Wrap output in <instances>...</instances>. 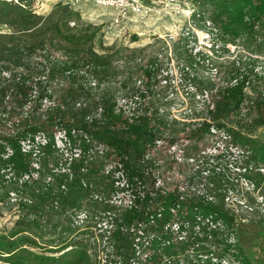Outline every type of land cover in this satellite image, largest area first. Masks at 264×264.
I'll use <instances>...</instances> for the list:
<instances>
[{"label":"trees","instance_id":"trees-1","mask_svg":"<svg viewBox=\"0 0 264 264\" xmlns=\"http://www.w3.org/2000/svg\"><path fill=\"white\" fill-rule=\"evenodd\" d=\"M17 1L0 0V28L9 29V32L0 34V117H6L7 121H10V129L6 130L0 126V186L9 196L10 183L6 181L7 174L3 173L9 168L18 176L28 173L35 161H38L40 167L47 168L50 157L59 150L56 132H65L68 137L66 147L70 148L68 151L79 148L82 157L78 162L71 161L69 174H54L53 170L49 169L52 182L48 185L45 181L49 175L44 178L41 175L31 186L25 184L22 187H31L32 195L37 199L33 206L22 204V213L14 228L8 234L0 235V261L1 264H93L87 246L78 242L65 244L68 232L71 234L72 230L61 232L64 241L62 244L65 245L57 248L64 252L59 258L38 255L28 247L38 245L35 235L44 237L50 218L59 216L62 219L63 213L67 217L66 209L69 207L73 213L85 210L93 215L114 211V208L107 205L87 201L94 192L108 198L118 191L111 178L104 174L105 166L113 158L123 163L130 181H150L140 164L144 149L149 144L163 139L169 121L178 123L169 112L175 96L171 101L167 97L171 90V85L168 84L170 70L167 68L172 61L169 57L170 46L166 41L162 42L166 47L158 49L149 59L145 57V50H141V53L131 51L133 58L129 60L123 54L126 50L113 52L112 48L110 53L99 54L96 45L102 28L84 23L80 12L70 5L59 3L48 15H41L32 8L34 0ZM194 1L199 6V9L195 10V19L196 16L203 18L206 12L204 10L214 7L212 20L221 25V31L230 36L231 42L248 33L253 34L257 26L264 25V0ZM198 54L200 53L179 58L183 62L182 76L192 75L196 81L199 80L198 76L188 72L197 65V60L203 55L197 56ZM55 55L58 58L54 59ZM121 59L126 62L120 66L124 74L120 83L121 90L117 94L123 96L121 99L143 101L145 105L141 106L142 102H139L136 108L129 112L124 109L117 112L120 98L117 95L114 98L107 96L99 80L114 78L113 65ZM203 59L206 57L203 56ZM132 61L140 63L134 66ZM213 67L218 74V66ZM163 73H167V76H162ZM161 76L166 83L163 90H160L157 81ZM227 76L223 83L225 86L221 90L211 80H200L199 85L192 84V92L187 93L191 95V104L188 105L186 116L203 120V123L194 127V131L203 138L215 131L233 140L237 147L234 145L232 148L241 152L252 148L264 169V143L245 136L243 131L239 130H244L245 120L249 122L247 126L264 127V89L255 88L251 75L241 74L235 65L229 68ZM57 77H66L83 93L88 92L89 97H94L93 106L82 100L73 103V110L69 109V104H57L47 107L41 113L46 107L45 103L52 104L56 101L54 91L44 83L59 81ZM136 77L140 79L138 82ZM248 89H252L253 94L250 95ZM162 93L166 97L161 98ZM158 99L167 101L163 110L153 104L154 100ZM200 101L204 103L201 106ZM67 103H70L69 100ZM245 104H249L251 108L258 107L254 119L250 118V112L245 113L246 110H243ZM28 107L30 110L26 113L25 109ZM99 109L102 110L100 118L96 117ZM242 110L246 119H241L237 127L230 126V119L237 114L240 116ZM68 113L73 115L70 116V121L65 120ZM40 135L45 137L44 145L37 144L36 138ZM24 141L31 144L27 151H23ZM94 143L104 145L107 153L104 156L95 154L90 157ZM7 149L13 153L9 158H5ZM36 150L39 151L36 156L39 157L38 160L34 156ZM212 179L217 189H220L222 181L213 177ZM63 185H66V190L61 189ZM18 186L20 188V185ZM154 192V188L149 187L141 210L126 211L115 220L117 226L143 222L146 233L153 234L151 245L154 254L150 256V264H161L165 257H179L177 252H170L178 251V248L188 251L193 247L198 254L203 248L206 250L202 247L204 238L210 237V234L216 236L215 231L206 230L200 235L192 233L187 242H172L173 244L163 247V240L169 238L165 227L173 220H193L199 215H213L217 217L215 221L221 220L226 226L234 224V220L225 214L220 206L205 204L196 199L181 201L176 191L166 195L160 191L153 194ZM224 205L223 199L221 206ZM70 226H73L72 223ZM114 237L118 245L130 246L129 238L120 232ZM68 248L71 249L66 251ZM44 250L47 251L46 248ZM226 250L229 255L233 254L231 257L239 264H252L245 259L239 246L229 243L228 240ZM197 254L193 253V259L186 263L199 264L193 263L196 260L193 255L198 258ZM237 254L240 257H237ZM206 255L209 256L210 253L207 252ZM207 260L206 264H215L211 259Z\"/></svg>","mask_w":264,"mask_h":264},{"label":"rangeland","instance_id":"rangeland-1","mask_svg":"<svg viewBox=\"0 0 264 264\" xmlns=\"http://www.w3.org/2000/svg\"><path fill=\"white\" fill-rule=\"evenodd\" d=\"M59 3L66 4L67 0H52L48 3L34 0L32 8L38 14L48 15ZM144 3L153 8L151 14L141 19L142 21L138 23L125 20L118 26L113 25L116 20L113 14H111V10H101L91 3L81 4L75 8L80 12L84 23L102 28L96 45V50L99 54L110 53V49L112 48L113 52L126 50L123 54L129 60L133 58L130 53L131 51L139 53L141 50H145V57L149 59L158 49L166 47L162 42L166 41L169 43V57L172 61L167 68L170 70L168 77L170 81L168 84L171 85V90L167 97L171 101L173 100V96H175L169 112H171V117L173 116L178 123L169 121V125L166 127L167 132L163 133V139L167 141L168 145L166 144V146L175 145L180 153H182L181 149L185 151L186 157H195V166H190L186 163L185 166L183 164L180 165V172L186 178L189 175L191 184H194V187L198 185L199 179L198 174L195 175L197 160H199V165L203 164L210 172H214L211 179L213 177L217 181H222L221 188L215 194L217 198L215 205L217 207L220 206L221 210L234 220V224L227 226L221 220H217L220 223L218 229L210 231H215L216 236L210 234L211 237L204 238L202 247H205L207 251L204 248L198 254L196 253L197 251H194L197 254L196 256L202 255L198 256V258H195V255H193L194 259L206 261V258H209L215 264L220 261H222V264H239L234 257H231L233 254L229 255L226 250L228 240L229 243L236 244L237 247L239 246L246 260L252 264H264V169L260 165L262 162L252 151V148L247 149L248 151L245 152L232 148L231 146H234L235 142L224 134L212 131L209 136L206 135L203 138L194 131V127L197 124L203 123V120L191 119L186 116L189 109L188 105L191 104V95L187 94L188 92H192L191 85H199L200 80H211L221 90L225 86L223 83L228 78L229 68H233L234 65L237 69H240L241 74L249 73L251 75V81L254 82L253 86L255 88L258 90L264 89V25L257 26L253 34L248 33L238 38L235 42H231L230 36L221 31V25L212 20L215 13L214 7L206 8L203 18L196 16L197 18L195 19V13L192 12L196 8L199 9V6L194 0H176L174 4L168 5L165 0L153 2L145 0ZM5 32H9V29L0 28V34ZM197 53L203 55L197 60V65L188 72L198 76V81L192 78V75L182 76L183 62L179 59L186 55L195 56ZM203 56L206 57L205 60ZM55 58H58L57 55H55ZM125 62V59L115 61L113 65L115 68L114 78L112 77L110 80L99 79L103 84L102 88H104L105 94L112 98L117 95L120 98L118 102L121 104H123L121 101V97L123 96L117 93L121 90L120 83L124 74L120 66ZM132 63L135 66L140 61H132ZM213 66H218V74H216L215 67ZM80 76L82 77V75ZM162 76L166 77L167 73H163ZM162 76L157 78L160 90H163L166 85ZM58 79L59 81H52L53 83H44V85L52 88L56 101L52 104L49 102L45 103L46 107H44L41 113L47 107L57 104H69V109L73 110V103H79L82 100L86 101L89 106H93V102H95L94 97L91 95L89 97L88 92L83 93L66 77ZM135 80L138 82L140 79L136 77ZM200 87H202L201 84ZM156 89L158 90V88ZM251 90H247L250 95L253 94ZM215 92L214 94H216ZM163 93L161 94V98L162 96L166 97ZM68 100L70 103H67ZM139 102H142L141 106L144 105L143 101H135L133 105L139 104ZM166 103V100L158 99L154 100L153 104H157L163 110L165 108L163 105ZM203 104L200 101L199 105ZM133 105L131 103L124 108L127 111L131 110L130 108ZM29 110L30 108L28 107L25 109V112L27 113ZM243 110H246L245 113L247 111L250 112V118L254 119L258 107L257 109L255 106L251 108L249 104H245ZM243 110L240 116L237 114L230 119V126L237 127L241 119H246L245 113L242 114ZM70 116H73L72 113H68L65 120L70 121ZM7 120L6 117H0V126L6 128V130L10 129V121L8 122ZM248 124L249 122L245 120L243 124L244 130H239H242L245 136H249V138L259 143H264V127L254 128L253 125L247 126ZM58 143L56 142L59 150L54 156L50 157L48 167H41L43 178L50 175L49 169L53 170L52 173L54 174L63 173L65 164L70 162L71 153L67 151L70 148L64 147L62 143ZM27 145H30V143H27ZM36 146L37 144H35V148ZM235 146L237 147V145ZM25 148L29 149V147ZM78 161L76 160L75 162ZM165 161L169 162L167 158ZM17 184L16 182L8 184V190L12 192L19 189L22 197H31L33 198V202H35L37 198L32 195L33 190L31 187L23 189L21 185L19 188V184ZM28 186L31 185L29 184ZM192 192L193 189L190 190V193ZM9 196L6 195V190L0 186V235H6L11 231L22 213V204L12 203ZM223 199L225 200V205L221 206ZM32 204L26 205L31 206ZM71 209L70 207L66 209L67 217L63 213L64 217L62 219L59 216L47 219L49 226L44 231V237L35 235L38 245L28 248L38 255L44 254L52 258H59L64 253L59 251L61 249H57L59 246L62 247L65 244H70V242H78L87 246L89 249L88 254L93 264H104V261L98 258L103 249H100L98 252L97 248L91 244L92 237L94 236L92 228L95 222L89 220L88 223L82 226L77 225V218L75 215L73 216L74 213L71 212ZM216 218L213 217V220L215 221ZM71 223L72 227L70 226ZM63 230H72L71 234L68 232L69 237L67 235L65 244H62L64 242L61 236ZM131 248V243L130 246L127 244L125 247L118 245L116 254L124 256L122 258L125 261L130 255L132 256ZM69 249L71 248L66 249V251ZM192 250L193 247L188 251L179 248L178 251L170 250L171 253L177 252L179 257L167 258L169 260L187 262L193 259ZM104 251L103 255L109 254L106 250ZM207 252L210 255L205 257ZM237 257L240 256L237 254ZM109 259L115 264V258L109 256L107 260ZM161 264H169L168 259H163Z\"/></svg>","mask_w":264,"mask_h":264},{"label":"built area","instance_id":"built-area-1","mask_svg":"<svg viewBox=\"0 0 264 264\" xmlns=\"http://www.w3.org/2000/svg\"><path fill=\"white\" fill-rule=\"evenodd\" d=\"M18 2L17 0H15ZM44 3H48L52 0H41ZM145 0H67L66 5H70L74 10L75 7L81 4L91 3L95 7L101 10H111L113 16L115 17V22L113 25H120L121 22L130 21L133 23H138L142 21L141 19L145 18L153 12V8L149 7L144 3ZM167 5L174 4L176 0H165ZM78 11V10H76ZM195 13V10L194 12ZM74 26V23L71 24ZM123 104L118 102L117 112H121L122 109L126 110L124 107L134 103V101H127L122 99ZM137 104H134L131 109L134 110ZM127 111V110H126ZM128 110L127 112H129ZM96 117L100 118L102 110L99 109ZM75 135V133H74ZM87 138V137H86ZM37 144H45V137L40 135L36 138ZM56 142L62 143L66 147L68 142V137L65 132L59 131L56 134ZM29 141L22 142L23 151H27L25 147H29ZM58 143V144H59ZM167 141L164 139L157 141L155 144H149L144 149V154L140 159V164L144 168L145 174L147 177H150V181H139L134 180L130 181L126 175L123 163H121L116 158H113L104 168V174L111 178L115 184V188L118 190L115 194L113 193L110 197H106L100 193H92L87 201L89 202H98L103 205H107L110 208H114V211L100 212L98 214H90L88 211L82 210L80 212H75L77 220L76 223L79 226L88 223L89 220H93L95 225L92 228V237L91 244L97 248L98 252L100 249L103 251L100 253L99 257L104 264H113L111 260H107L109 256L116 259L115 264H150V256L154 254L152 249L151 242L154 238L153 234H148L145 231L143 222H137L134 224H119L115 222L116 218L121 216L126 211L132 210H141L143 207L144 199L146 198L149 187H153L155 192L160 191L162 194L166 195L169 192H177L181 201H186L189 199H196L205 204H215L217 203V198L215 194L219 191L216 187V184L212 182L211 176L214 172L204 166L203 164L199 165V160H197V169L195 175L198 174V185L194 187V184H191L189 175L187 178L183 176L180 172V165H194L195 166V157L190 156L186 157L185 151L181 149L182 153L177 150V146H166ZM168 145V144H167ZM28 149V150H29ZM68 151V150H67ZM39 153L36 150L34 156H37ZM71 158L70 162L66 167L63 168L64 173H70L71 161L80 160L82 157V151L79 148L73 149L70 151ZM107 153V148L99 143H94L93 150L90 152V157H93L95 154L99 156H104ZM12 151L7 149L5 158H9L12 155ZM169 161L166 162L165 160ZM36 160L38 158L36 157ZM186 163V164H185ZM170 166V167H169ZM3 173H6V181L8 183L16 182L22 187L25 184H33L38 181L41 176V167L38 161L33 163L31 170L21 176H17L9 168L4 170ZM52 182V177L49 175L46 178L45 183L48 185ZM225 186V185H224ZM193 187V188H192ZM62 190H66V185H63ZM193 189V192L190 193V190ZM225 192V191H224ZM9 199L12 203L21 204H32L33 200L29 197H22L20 191L11 192ZM175 213V211H174ZM220 223L213 220V216L203 217L199 215L193 220H173L165 227L166 233L169 235V238L163 240V247L165 245H170L172 242H187L190 235H200L203 231L208 230L209 232L214 229H218ZM120 232L125 237H128L131 241V251L132 256L123 261L124 256H119L116 254V249L118 244L115 240L114 235ZM174 236V237H172ZM211 237V236H210ZM173 244V243H172ZM106 252H109L108 255H103ZM195 248H193L192 253H195ZM207 251V250H206ZM103 255V256H102ZM202 256V255H200ZM199 256V257H200ZM104 257V258H103ZM120 257V258H118ZM205 257H208L207 255ZM169 264H187L182 260H169ZM204 260H194L193 263L206 264ZM110 262V263H109ZM222 264V261H220ZM219 263V262H217ZM216 263V264H217Z\"/></svg>","mask_w":264,"mask_h":264}]
</instances>
